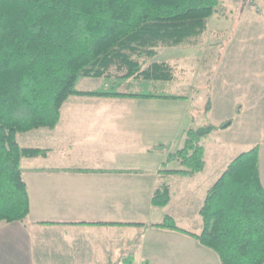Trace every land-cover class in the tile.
I'll return each instance as SVG.
<instances>
[{"label": "crops", "instance_id": "0c3cea01", "mask_svg": "<svg viewBox=\"0 0 264 264\" xmlns=\"http://www.w3.org/2000/svg\"><path fill=\"white\" fill-rule=\"evenodd\" d=\"M236 39H246L248 44L260 49L264 57V14L254 12L244 2L220 0L218 11L208 20L207 31L192 50L206 54L198 63L208 66L210 57L213 58L218 49L221 58L213 60L216 65L211 72L215 105L208 113L209 118L217 122L209 119L208 123L231 120L232 124L203 139L206 167L195 176L166 174L164 169H180V165L165 168L163 164L168 153L176 150L174 146L169 151L154 149L165 145L164 137L168 133L182 141L187 128L209 124L199 123V114L186 109L188 117L175 112V123L168 126L166 113L164 117L161 112L148 111L167 107L178 111L192 102L191 96H71L64 103L60 121L54 129L42 127L19 133L20 146L48 149L49 153L22 158L30 213L25 222L0 225V264H134L137 261L142 264H222L219 255L193 235L157 226L166 215L173 216L176 221L178 218L169 210L172 201L161 208L153 206L151 199L161 178H170L172 194L174 183L179 185L180 178H189L187 188L192 195L184 192L187 199L183 200L182 209L184 217H191L194 199L198 197L194 210L199 218L195 219L194 227L177 224L189 232L201 233L200 209L208 189L229 163L244 152L238 150L239 142L233 144L229 139L237 128L246 101L226 100L225 107L224 99H220L222 110L217 120L213 116L218 108L217 81L226 79L227 52ZM181 46L185 45L178 47ZM179 59L182 61V56ZM255 72L264 88V65L260 64ZM93 98L128 102L137 105L138 110L93 112L88 106H82L87 102L84 100ZM256 103L255 115L263 118L262 95ZM164 129L169 131L156 132ZM27 134L31 140L23 144L21 139H26ZM129 143L135 144L136 149L128 148ZM259 145L264 185V141ZM129 157L130 160L126 159Z\"/></svg>", "mask_w": 264, "mask_h": 264}, {"label": "trees", "instance_id": "16d2710c", "mask_svg": "<svg viewBox=\"0 0 264 264\" xmlns=\"http://www.w3.org/2000/svg\"><path fill=\"white\" fill-rule=\"evenodd\" d=\"M220 0H0V225L25 222L30 195L22 158L48 149L20 146L17 135L60 121L71 96L180 98L131 91L137 80L171 82L175 68L150 62L162 47L195 45L208 29ZM82 78L115 79L118 90H79ZM126 86L127 90H120ZM212 109L208 96L205 114ZM232 121L189 127L183 146L163 163L166 174L195 176L206 167L204 138ZM163 145L154 151H166ZM173 199L163 179L152 205ZM199 234L166 215L157 226L182 231L220 257L222 264H264V185L260 145L240 153L208 189ZM132 264V263H130Z\"/></svg>", "mask_w": 264, "mask_h": 264}, {"label": "rangeland", "instance_id": "374dc122", "mask_svg": "<svg viewBox=\"0 0 264 264\" xmlns=\"http://www.w3.org/2000/svg\"><path fill=\"white\" fill-rule=\"evenodd\" d=\"M234 3L242 4L243 2H237L231 0ZM246 3V2H244ZM247 4V3H246ZM248 5V4H247ZM249 6V5H248ZM253 9V8H251ZM254 12H256L253 9ZM257 13V12H256ZM248 41H240L236 39L233 43L232 48L229 47V52H227L226 64H225V81L219 80L217 81V110L213 113V116L217 120V116L220 114L222 110V105L219 100L224 99V106H226L225 101L234 100L235 102L246 101V106L244 107L242 116L239 117L237 122V128L232 132V135L229 139L231 143L239 142L238 150L245 151L254 147L256 144H261L264 141V112L263 118L257 117L255 113L257 112L256 101L257 98L262 95L264 98V88H261L260 81L257 79V73L255 70L259 67L260 64L264 65V57L261 56V51L258 48H255L253 44H248ZM193 45L185 44V46L181 47H162L159 50V54L150 59V62L158 61V62H168L172 64L175 68V79L171 82H155V81H145V80H137L134 82L133 87L130 89L131 91H141L144 93H163L173 96H191L192 102L185 104L182 109L178 111H172L171 109L162 108V109H150L148 111L152 112H161V114L168 121V126H171L175 123L174 113L179 112L184 117H188L186 115L187 110H192L194 114L198 113V122L209 124L208 121L212 119L208 113L205 115V108L208 101V96L213 100L214 94V81L213 78V69L215 68V62L218 57L219 61L221 55L218 56V49L215 50V56L212 58L210 56L209 65H204L203 62L201 64L198 61L203 60L206 54L201 52L200 50H192ZM220 51V50H219ZM182 56V61L179 59ZM214 60V61H213ZM185 61V62H184ZM212 62V63H211ZM228 71V72H227ZM228 79V80H227ZM117 82L115 79H94V78H82L78 82L77 88L79 90H94V89H106L109 91L118 90L116 87ZM120 90H127L126 86H123ZM221 95H219V92ZM82 106H88L91 111L99 112V111H118V112H128L132 109L138 110L135 107L137 105L130 104L128 102H117L116 100L111 99H99L93 98L90 100H84ZM214 101H212L213 107ZM264 107V104H263ZM240 108V107H239ZM259 115V114H258ZM211 119V120H209ZM171 120V121H170ZM185 121V120H184ZM213 122H217L212 120ZM189 122V121H187ZM185 124V123H184ZM153 131V130H152ZM169 129H164L161 131L156 130V132H168ZM27 134L26 139L22 138L21 142L25 144V141H30L31 139ZM122 136V135H121ZM165 147L168 148L167 151L170 150L171 147L177 150L183 146L184 140H178L177 137L171 136L169 133L164 137ZM135 144H127L128 148L136 147ZM136 145L137 142H136ZM160 145H158L159 147ZM163 147V145H161ZM174 151V150H173ZM231 154V153H230ZM119 159H124V157H119ZM130 160L129 158H126ZM178 165L177 161H172L169 163V168ZM185 177V176H183ZM175 177L173 176L172 179ZM170 179V178H169ZM182 181L181 184L174 183L175 187L173 190V200L172 204L169 206V210L178 218L177 222L181 226H191L194 227L196 224L195 219L199 218V215H196L194 207L198 204V197L194 199V206L192 208V212L190 213L191 217H184V212L182 209V203L187 199L184 195L186 194L192 195L187 188V179L189 178H180ZM163 180V178H161ZM185 184V185H183ZM201 191H199L200 193ZM184 200V201H183ZM134 264H142L137 261Z\"/></svg>", "mask_w": 264, "mask_h": 264}, {"label": "built area", "instance_id": "2783aa9c", "mask_svg": "<svg viewBox=\"0 0 264 264\" xmlns=\"http://www.w3.org/2000/svg\"><path fill=\"white\" fill-rule=\"evenodd\" d=\"M237 2H246L258 14H264V0H234Z\"/></svg>", "mask_w": 264, "mask_h": 264}]
</instances>
